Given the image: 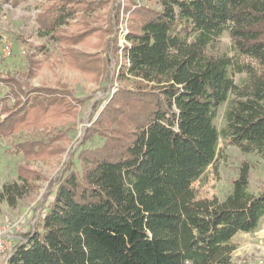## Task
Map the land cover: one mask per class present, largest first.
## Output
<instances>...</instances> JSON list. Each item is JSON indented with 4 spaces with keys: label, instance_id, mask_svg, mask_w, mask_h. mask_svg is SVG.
Returning a JSON list of instances; mask_svg holds the SVG:
<instances>
[{
    "label": "trees",
    "instance_id": "1",
    "mask_svg": "<svg viewBox=\"0 0 264 264\" xmlns=\"http://www.w3.org/2000/svg\"><path fill=\"white\" fill-rule=\"evenodd\" d=\"M37 21L59 42L64 68L90 83L104 81L115 55L118 88L83 142L102 144L83 147L41 227L4 264H235L233 239L264 221V192L250 191L247 163L224 200L198 199L194 184L221 139L264 156V0H53ZM224 34L232 53L212 52ZM44 48L27 53L22 80H4L0 140L24 135L14 152L51 166L84 100L61 82H33L48 67ZM43 178L20 165L0 200L17 207Z\"/></svg>",
    "mask_w": 264,
    "mask_h": 264
},
{
    "label": "rangeland",
    "instance_id": "2",
    "mask_svg": "<svg viewBox=\"0 0 264 264\" xmlns=\"http://www.w3.org/2000/svg\"><path fill=\"white\" fill-rule=\"evenodd\" d=\"M53 0H1L0 1V80L16 77L22 80L27 65V53L35 46L45 45L43 57L48 63L34 80L36 85L46 83L54 85L58 82L65 84L77 99L84 100L79 105L76 128L70 132L71 142L67 150L53 165L43 162H26L22 155L14 152L13 145L25 138L17 135L11 140H0V191L4 183L18 178V168L24 165L29 169L43 174L42 180H36L38 188L30 196L13 208L6 201L0 200V229L5 230L7 250L0 251V264H4L10 253L17 245L27 241L29 233L41 227L42 218L48 211L58 181L71 165L79 168L78 154L83 147H95L103 140L95 137L83 146L87 131L92 127L98 115L108 103L118 88L114 79L118 70V58L111 52L107 53L108 72L101 84L90 83L82 74L67 71L65 60L60 50L59 42L51 34H43L37 16L46 9ZM122 4L125 0H119ZM138 2L142 0H136ZM77 19H73V23ZM64 28H70L65 25ZM127 31L126 22L121 24L120 45L124 44V33ZM11 51L5 55V48ZM231 40L224 34L212 52L222 54L230 52ZM232 53V52H230ZM120 61V60H119ZM237 83L245 77L235 74ZM0 97L8 92L6 82H1ZM226 104L220 109L216 124L221 129L224 124ZM67 126V125H66ZM220 153L213 166L209 168L202 180L194 184L198 199L224 200L231 193L233 180L238 177L240 167L247 163L250 167L249 189L255 194L264 192V156L256 153H243L238 147L226 144L220 140ZM237 249L233 254L235 264H258V259L264 257V221L254 233H239L233 239Z\"/></svg>",
    "mask_w": 264,
    "mask_h": 264
},
{
    "label": "built area",
    "instance_id": "3",
    "mask_svg": "<svg viewBox=\"0 0 264 264\" xmlns=\"http://www.w3.org/2000/svg\"><path fill=\"white\" fill-rule=\"evenodd\" d=\"M4 52H5V55L7 56L11 54V51L8 47L5 48ZM5 238H6L5 230L0 229V251H5L8 248ZM238 264H242V263H238ZM258 264H264V257H261L258 259Z\"/></svg>",
    "mask_w": 264,
    "mask_h": 264
}]
</instances>
